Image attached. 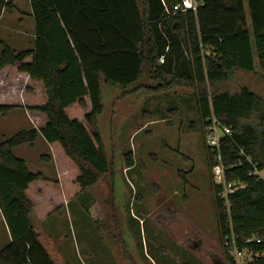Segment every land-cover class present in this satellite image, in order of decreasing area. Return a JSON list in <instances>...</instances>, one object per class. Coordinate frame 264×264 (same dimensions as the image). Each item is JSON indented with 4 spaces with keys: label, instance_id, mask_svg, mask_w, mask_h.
I'll use <instances>...</instances> for the list:
<instances>
[{
    "label": "trees",
    "instance_id": "obj_1",
    "mask_svg": "<svg viewBox=\"0 0 264 264\" xmlns=\"http://www.w3.org/2000/svg\"><path fill=\"white\" fill-rule=\"evenodd\" d=\"M13 1L0 0V14ZM197 1L195 11L167 14L180 0H28L33 47L16 50L0 39V116L20 108L33 124L0 139V211L10 235L0 264H55L31 215L44 220L113 176L97 127L100 78L128 86L146 65L157 79L169 77L160 85L189 90L203 132L211 114L231 130L220 142L225 178L244 186L228 195V210L206 147L218 241L228 264H236L224 246L232 235L252 257L245 264H264V183L248 175L251 164L264 170V112L254 91L226 86L234 70L253 72L257 62L264 72V0ZM256 112L257 121H244ZM38 139L49 146L51 154L40 158L54 162L55 177L32 171L14 153ZM124 162L134 165L131 152Z\"/></svg>",
    "mask_w": 264,
    "mask_h": 264
},
{
    "label": "rangeland",
    "instance_id": "obj_2",
    "mask_svg": "<svg viewBox=\"0 0 264 264\" xmlns=\"http://www.w3.org/2000/svg\"><path fill=\"white\" fill-rule=\"evenodd\" d=\"M28 9L26 0H16L10 13L5 7L1 11L0 39L13 49L29 44ZM166 80L157 79L148 65L128 86L100 78L103 110L97 127L112 156L113 176L71 197L44 220L31 215L37 240L55 264H226L195 100L179 83L160 85ZM226 86L231 92L254 91L257 110L264 112V72L257 62L253 72L234 70ZM258 112L244 121H257ZM32 126L22 109L11 110L0 116V139ZM128 152L131 168L124 162ZM14 153L32 171L56 176L54 162L40 158L51 154L42 139ZM164 204H170L168 214ZM1 223L0 248L9 238Z\"/></svg>",
    "mask_w": 264,
    "mask_h": 264
},
{
    "label": "built area",
    "instance_id": "obj_3",
    "mask_svg": "<svg viewBox=\"0 0 264 264\" xmlns=\"http://www.w3.org/2000/svg\"><path fill=\"white\" fill-rule=\"evenodd\" d=\"M198 5L197 0H180L172 6L171 11L167 10V14L174 13L176 11L193 10L195 11ZM159 60L162 61V58ZM231 130L222 125L219 120L211 114L206 120V126L204 128V141L210 148L211 153L214 154L216 163L211 170L212 182L216 185L222 186V191L219 196L224 199V202L228 210V195L240 190L244 185L240 182L227 181L225 178V167L222 163V155L220 150V142L224 137H229ZM249 176H253L256 181L264 183V170L257 168L256 165L251 164V170L248 173ZM253 241V238H248L245 243ZM224 246L228 247L229 253L236 264H245L252 260L250 254L247 253L245 248H240L237 245V238L232 235L230 239L224 242Z\"/></svg>",
    "mask_w": 264,
    "mask_h": 264
},
{
    "label": "crops",
    "instance_id": "obj_4",
    "mask_svg": "<svg viewBox=\"0 0 264 264\" xmlns=\"http://www.w3.org/2000/svg\"><path fill=\"white\" fill-rule=\"evenodd\" d=\"M15 1L16 0H14L13 1V8H15ZM27 2H28V0H26ZM29 8V7H28ZM13 10V9H12ZM28 17L30 18V16H29V9H28ZM30 21H31V18H30ZM31 24H32V21H31ZM23 35V34H22ZM27 35V34H26ZM22 37V36H21ZM23 37H27V39H28V36H25V34L23 35ZM26 42H28L29 44L27 45V47H22L21 49H19V50H23V49H30V48H32L33 47V43H34V31H33V25H32V28H31V37H30V39L28 40V41H26ZM48 146V145H47ZM49 147V146H48ZM0 226L2 227V223H1V221L3 222V225H4V227H5V232H6V234L7 235H9V231H8V229H7V226H6V224H5V221H4V219H3V217H2V214H1V211H0ZM7 240V243H5L4 245H1V248L2 247H4L6 244H8L9 242H10V235H9V238H7L6 239Z\"/></svg>",
    "mask_w": 264,
    "mask_h": 264
},
{
    "label": "flooded vegetation",
    "instance_id": "obj_5",
    "mask_svg": "<svg viewBox=\"0 0 264 264\" xmlns=\"http://www.w3.org/2000/svg\"><path fill=\"white\" fill-rule=\"evenodd\" d=\"M162 210H163L164 213H167V214H168V212H170L172 209H171V207H170V204H169V205H168V204H164V205L162 206ZM225 262H226V264H228L226 258H224V263H225Z\"/></svg>",
    "mask_w": 264,
    "mask_h": 264
}]
</instances>
